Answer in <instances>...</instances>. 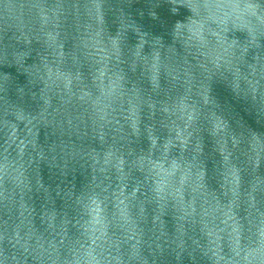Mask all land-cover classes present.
Instances as JSON below:
<instances>
[{"label":"water","instance_id":"water-1","mask_svg":"<svg viewBox=\"0 0 264 264\" xmlns=\"http://www.w3.org/2000/svg\"><path fill=\"white\" fill-rule=\"evenodd\" d=\"M0 264H264V0H0Z\"/></svg>","mask_w":264,"mask_h":264}]
</instances>
